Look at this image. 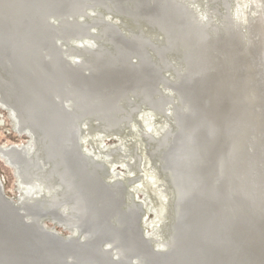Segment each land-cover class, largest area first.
<instances>
[{"label":"bare ground","instance_id":"bare-ground-1","mask_svg":"<svg viewBox=\"0 0 264 264\" xmlns=\"http://www.w3.org/2000/svg\"><path fill=\"white\" fill-rule=\"evenodd\" d=\"M52 1L53 4L51 6L55 7L57 10V12H54V14H58L62 17V19L59 20L61 22L60 26L58 24L56 27L51 26L53 22L49 24V20L52 19V15L49 16V11H44L42 14L39 13L42 11L41 9L43 7H48L45 0H37V2L36 0L0 1V44L10 46L12 51L17 52L18 54H23L24 56L26 53L23 51L32 47H35L36 52L33 58L27 57V61H22L20 58L17 59L18 57H15L13 59L14 61L0 62V100L2 102H6L7 106H11L12 108L10 110L14 111L15 114L18 113L19 129L25 130L26 133H30L31 135V139L29 140L28 144L12 142L0 145V155L5 160H7L11 166L17 169L20 176V182L24 186V189L26 190L27 188H30V191H27V198L21 199L23 202L20 209L15 208L11 202L5 201L0 196V228L5 227L3 232H6V234L9 227L13 231V235L10 236V238L0 236V264H51L52 262L56 264L57 261H60L61 264H79L82 261L86 262L88 260V262H95V264H126L128 262H126V256L124 257V254L128 247H131L132 249V246H126L125 242L130 240L132 242L134 241V246L136 248H133L132 252H134V249H136L139 251L141 250L139 253H147L146 248L149 246L148 245L145 248L146 245L144 244V241L147 242V240H144L145 238L140 239L136 235L135 238H132L128 234L129 230H133L136 234H138L136 228L137 225L132 218L133 214H137L138 206L130 204V208L128 209L130 211L127 210L125 213L120 212L121 209L124 210L129 204L126 201V193L123 182L121 181V178L120 180L110 179L109 181L105 179L107 175L112 173H115L114 175L116 177H120V174L119 172L113 171L114 166L110 167L108 172L106 169V162L110 161L106 160L108 156L105 159H99L96 152H93L91 149L85 150L86 152L82 150L80 136L82 132V126L84 125L83 123L81 124V121L83 119L92 120L93 116L97 114V112H100L102 116L101 118H97L96 122L100 125L101 130L108 132L118 128V124L120 122H117L118 116L117 118H104V111L106 112V109L111 107V101H104L110 85H112L113 88H121L122 90L120 91H123V89L127 86H131L134 78L133 76L136 75L135 72L138 73L139 70H141L140 72H143L147 65L148 68L151 66L153 70L156 71L160 69V65L159 62L155 60H144L142 57H140L137 62H131V60L125 61L123 51L121 49L115 51L114 47H108L105 43H101L99 46H94L93 44L92 46L91 43L93 42L91 41L90 44L78 43L79 45H73V47L69 45V47L71 46L75 52L84 50L85 52H91L90 55L94 54L91 57V60L87 59L90 57L89 56L86 57V59L83 58L85 60L82 61L76 58V60L73 59L71 61H63L62 54H65V51L63 52L62 49L61 51L56 48L55 40L63 39L68 41L74 36H76V38L81 37L84 32L87 31V27L90 30L94 24L101 22V19L105 18L102 12H96L97 15L93 17L94 24H90V21L82 18L88 7L93 5L95 7L100 6L105 10L108 9V11H115L114 8H117L121 11L128 8V5L130 6V1L132 0ZM150 1L152 3L151 5L149 3ZM184 1L138 0L135 5L138 8L140 6H147V9L149 10L148 12L158 9L157 12H164L166 19L168 18L173 20L172 18H184V15L186 14L185 10H190L188 4L193 6L191 1L188 4L186 3L187 0L185 2ZM220 1L221 0H219L218 3H220ZM196 2H198V0ZM209 2H211V0ZM250 2L252 9L251 15L245 16L243 14L241 4L240 9L235 10V17L233 18L234 22L229 28H227L226 25L225 27H217V29H219L221 33L226 36V38L228 37L227 40L232 42V45L229 49L231 51L230 56L226 58L219 56L224 45H222L220 41L212 39L209 31L206 30V32H204L201 29L198 34L196 33L197 35L195 34L196 36H189L191 34V25L206 26V23L212 22L211 13H208L207 17L196 18L197 20L193 23L189 25L178 26L176 29H172L174 25L168 22H165L161 26V30L167 35L168 38H171L170 36L174 35L176 36L174 38L178 40L180 39L182 41V48L180 51L181 54L178 63L188 66V70L185 74L180 70L181 72H176L177 74L172 80L174 83H180L181 88L179 89H182L181 91L183 101L182 104H179L180 113L178 112L179 115H176V120L178 123L179 121H183L180 124V128L183 131H180L181 133L178 132L177 141L174 144H171L168 141H165L167 138L165 129L163 134H161V137L157 139L158 143L162 142V148L158 152L159 146H157L155 150L158 153H166V159L175 168L173 180L175 183L177 182L176 187L177 191H179V195L175 197L177 212L176 216L174 217V224H172L170 243L171 247L173 246V250H175L173 256L178 255L181 257L180 254L184 253L187 256L186 261L188 264H218V260L220 258L219 255L222 254L224 257H230L227 252L234 253V251L232 252V250L228 248L225 242L222 240V234L212 232L205 226L200 229L199 233L193 232V229L195 228L193 220L196 219L195 214H200L203 210L200 200H202L204 197L216 198L215 204L218 209L216 210L217 212L215 211L216 213H213V218L210 217V220L213 223L221 224L224 227H226V224L232 227L238 226L247 230L251 229L252 231L254 227V231L257 234L264 232V223L260 225L255 223L257 225H253L252 227L251 221L248 220L249 218L243 217L240 214V211L231 210V208H234L233 203L235 202L233 195L230 198L227 195L224 196L220 190L217 191L215 182H212L209 185V182L206 180V178H204L205 171L203 172V170H201L202 167L200 165L197 166L195 171L192 170L194 161L200 157V146L203 148L207 147L206 145H209L213 139V136H210L208 140H200L201 136L199 126L201 124L202 116H198L196 114L197 111H194L196 110L195 107L197 106V94H199V91L192 94L191 89L193 88L194 84L196 82L200 83L206 79V76H209L215 71H217L216 73H219L225 70L226 73L229 74L243 72L241 70H236V68L240 65L242 69H246V63L244 64L243 61H248V63L251 64L259 61L258 63L260 70L256 71L255 73L249 72L246 75L248 82V87H246L248 91H250L249 89L253 90V84L258 78L262 86V90H264V0H250ZM25 3H29L30 9L27 8L26 11H22V8L24 9ZM214 6L216 7V5ZM181 7L184 10H179ZM93 9L94 8L92 7V10ZM209 11L211 10L209 9ZM254 11H257V13L254 14ZM202 13L201 15L205 14ZM221 15L224 18L230 17L228 14ZM252 17H255V20L257 21V24H254L256 25V29L254 28L253 30H251L249 25H247L249 19L251 20ZM170 20L169 22H173L175 24L176 21ZM221 20L225 19L221 18ZM251 21L253 22V20ZM103 22L106 23V27L102 31L106 30V33H109L107 38L108 41H111V36L114 35L108 30L110 29L114 32L115 29L118 32L117 34L120 36V39L124 43L128 42L127 45H119L124 51L127 52V54L137 50L141 42L145 43L146 40L152 41L153 39L152 36L150 37L152 39H148L149 37L146 34L143 35L141 33V36L138 37L136 35L137 31L134 30L131 31L129 35H124L123 32L120 33L121 30L117 25L110 24L111 22L107 23V19L103 20ZM238 25L240 26L239 28ZM213 26H216V24H213ZM139 28L140 27H138V29ZM102 31L100 32L102 33ZM258 32H260V36H256V33L259 35ZM204 33H207L208 35V44H206L201 49L199 47L193 49L198 44L203 43L206 38ZM246 34H248L249 37L246 36ZM56 36L59 37L55 38ZM256 37H259L257 40V45L262 47L254 45V47L259 49L256 50L258 51L257 56H255L256 58L253 55L251 57L252 60H249L248 58L244 59L243 57L246 55L248 56L250 47H252V42ZM116 40L119 41V39ZM108 41L106 40V42ZM234 45L240 46V48H242L240 51L242 50L243 52L238 53L237 51L236 54L235 51L234 53ZM167 47L168 46H163L164 49ZM198 48L200 51L195 53L199 50ZM104 50L109 53V56L105 54L106 52H104ZM51 51L56 52L57 54L55 55L54 53V57H52L50 53ZM48 54L51 56V58H53L52 61L47 60L49 59L46 58L49 57ZM162 57L165 58L164 56ZM92 58H95V61H93ZM144 61H149L150 64L148 63L145 65ZM191 61L196 62L192 65ZM226 61H231V66L229 68L219 70L222 68L219 66V64L224 66ZM132 67H134L132 72H128L129 70H127V68L131 69ZM211 70H213V72H211ZM169 72L173 73L171 71ZM147 91L149 90L147 89ZM212 91L214 92V90ZM248 91L245 94L246 100H243L245 105L247 103L246 107L251 105L254 107L258 106L259 108V104H254L252 99H250L251 96L249 95ZM161 93L164 94V92ZM161 93L159 94L161 95ZM144 95L145 94H142L140 98L141 102L144 98ZM194 95L197 96L195 97ZM112 99L114 98L112 97ZM118 100L116 101L118 102ZM15 101L18 105L15 103ZM68 102H71L70 105L67 104ZM141 102L139 101V103ZM237 102L240 105L241 101L237 100ZM171 105L172 104H170V106ZM113 109H115V107ZM252 111L253 109L251 110L250 114L247 110H245L243 113L235 114L236 120H238V123L242 126V128L234 130L227 136V139L229 140L236 139V144L233 145L232 143L233 148L230 150V153H234V156H238L239 152L243 156L245 154L248 155L249 151L254 148L249 140L254 138L252 133L257 130L256 126L258 127L259 124L258 121H256V113H253ZM197 113H200V111ZM124 115L125 114L123 112L120 116L124 117ZM243 121L244 124H241ZM21 124L23 125L22 127ZM96 129L94 128V130ZM171 130L172 129L170 128V131ZM172 131L174 133L175 130ZM164 141L166 143H164ZM248 141L249 144L247 145ZM84 142L86 141L84 140L82 144H85ZM108 155L110 156L111 153ZM43 161L50 163L48 166L49 168L46 167V164H44ZM183 161H190L191 166H186L187 164L185 162L183 163ZM225 164V162H222L217 174L222 173V176H224L225 171L227 170ZM125 167H128L130 170V164L126 163ZM256 169H259L258 165L254 166L251 172L252 174L259 177L257 174H255ZM199 178L202 182L199 181ZM54 180L61 186L59 192L55 191L57 186L56 183L53 182ZM228 183L227 186H231V183ZM210 186L214 187L212 192L207 190L210 189ZM32 189H37V191H33V193L31 192ZM45 191H48L49 194H43L42 197H39V194L45 193ZM259 200L261 199L259 198ZM123 205H126V207L122 208ZM115 208L117 210L116 220L114 217H109V213ZM121 213L125 215H121ZM31 214L33 215V219L30 222L25 221V217ZM46 217L52 218V221L62 225L63 227H70V230L74 236L63 238L59 235L60 232L57 230L53 232L46 230L47 224H45L44 221V218ZM6 222H8V224ZM16 222L18 225L27 223L29 226L19 227L16 225ZM192 240H199L203 245L190 244V241ZM104 242L107 243V248L103 247ZM141 243V247L138 248ZM35 244L47 245L48 249L46 250L48 252L40 248L34 250L29 248L36 246ZM130 244L132 245V243ZM12 247H16L21 254L13 251L14 249ZM111 247L114 248L113 251L116 250L115 252L117 253V259H113L111 257ZM151 252L148 251V254H151V256L150 260L146 261L145 259L146 263L140 259L144 264L156 263L157 259L154 258V255H152L153 252ZM237 252H241V250L238 249ZM154 253L157 255L158 253L162 252ZM64 255L68 256L67 262H65L66 259L64 260ZM127 256L129 257V255ZM173 256L169 254L162 256L163 258L158 260V262L160 261L158 264H173L171 261ZM243 256L244 254H236V258L234 260H237V263L248 264L249 261H242L239 259ZM134 260L132 261V264H142V262H139V258L136 257V255H134ZM236 262L228 260L226 263L222 264H235ZM258 263L261 264L263 262L258 261Z\"/></svg>","mask_w":264,"mask_h":264},{"label":"rangeland","instance_id":"rangeland-1","mask_svg":"<svg viewBox=\"0 0 264 264\" xmlns=\"http://www.w3.org/2000/svg\"><path fill=\"white\" fill-rule=\"evenodd\" d=\"M0 1H4V0H0ZM45 1L47 2L48 7H46V8L43 7L41 9L42 11H40L39 13L42 14V13H44V11H49V13H50L49 16L52 15L51 16L52 19L49 20V24H51L53 22L51 26L56 27V25L58 26V24L60 26L61 22L59 20L62 19V17L59 16L58 14H54V12L56 13L57 10L55 7L51 6L53 4V1L52 0H45ZM133 1L135 2L136 0L130 1L131 4L129 3L130 6L128 5V8H130V9L126 8V9L121 10V11L117 8H114L115 11L113 9H112L113 11H108V9L105 10L100 6L95 7V6L91 5V7H88L86 9V13L83 14L82 18L90 21L91 22L90 24H92V25L94 24L93 17H95L97 15L96 12L97 13L102 12L104 14L105 18L101 19L102 20V21L100 20L101 22L94 24L93 25L94 27L92 26L93 28L91 27L90 30L87 27V31L84 32V34L81 37L76 38V36H74L68 41H65L63 39L55 40V44H56V48H58L59 50L62 49L63 52L65 51L64 52L65 54H62L63 55L62 56L63 61H68V60L71 61L75 58L82 61V60H85L86 57H89V56L90 57L87 59L91 60V57L94 54L90 55L91 52L90 53L85 52L84 50H81L80 52H75V50H73V48H71V46L73 47V45H79L82 43L90 44L91 42H93V43H91L92 46H93V44H94V46H99L101 43L102 44L105 43L108 47H112L110 43L114 44L113 46L115 47L114 48L115 51H117L118 49H121L123 51L125 61L131 60V62H133V61L137 62L138 59L140 57H142L144 60L152 59L150 61L155 60V61L159 62V65H160L159 70L154 71L153 68L151 66H149V68L152 70L151 71L147 65V67L143 70V72H140L141 70H139L138 73L135 72L136 75L133 76L134 77L133 82H132L131 86L129 85L130 88H129V86H127L126 87L127 89L124 88L123 91H120V90H122L121 88L120 89L117 87L113 88V86L110 85L108 90H110L111 92L107 90V94L105 93L107 96L105 97L104 101H107V102L111 101V104H110L111 107L106 109V112L104 111V116H105L104 118L105 119H109V118H113V117L117 118V116H118L117 122L120 121L118 124L119 125L118 128H115L114 130H111L108 132L101 130L100 125L96 122L97 118H99V117L101 118V116H102L100 112H97V114H95L93 116L92 120L91 119H83L81 121V124L83 123V125H84V126H82V132H81V136H80L81 137L80 140H81L82 150L85 151V150L91 149L93 152H96L97 157L99 159H105L107 156L111 157V158L107 157L108 159L106 158V160H110V161L106 162V169L109 172L110 167L114 166L113 171L119 172V174H120L119 175L120 177H118V176L116 177L114 175L115 173H112L110 175H107V177H105V179L107 181H109L110 179L120 180V178H121V181L123 182V185L125 188V193H126V201L129 203L128 204L129 207H128V205H127V207H126V205L125 206L123 205L122 208H125V207L126 208L124 210L121 209L120 212H122V213L127 212V210L130 208V204L138 206L137 214L132 215L133 216L132 218H133L135 224L137 225L136 228H137L138 234H136L135 231H133V230H129L128 234L132 238H135V235L138 236L140 239L145 238L144 240H147V242L144 241V244L146 245L145 248L148 245L149 246L146 248L147 253L146 252L139 253L141 250L139 251L136 249H134V252H132L133 248H136L134 246V241L133 242L131 240L127 241V242H125L126 246H132V249H131V247H128V249L126 247L127 251L125 252L124 257L126 256L125 260H126V262H128L126 264H132V261L134 260V255H136V257L139 258V262H142V264H144V263H146L147 260H150L151 254H148V251H150V252L152 251L153 252L152 255H154L155 257L159 256L158 252H163V251L165 252L168 249L169 243L171 242V240H170V235H171V230H172L171 227H172V224L174 222V217L176 216V212H177L176 204H175V208H174V203L176 200L175 197H177V195H179V191H177V187H176L177 182L175 183L173 180V173H175V170H174L175 168L166 159V156H167L166 153H163V152L158 153L160 151V149L162 148V144H161L162 142L158 143L157 139L159 137H161V134H163V132L166 129L165 134H166L167 138L165 139V141L166 142L168 141L169 143L174 144L178 139V132L181 133L180 131H183L180 128V124L183 121H179V123H178L176 120V117H177L176 115H179L178 112L180 113L179 104H182V101H183V96H182V91H181L182 89L181 90L179 89V88H181L180 83H174L172 80L175 77V75L177 74L176 72L183 71L182 73L185 74L188 70L187 65H184L182 63L181 64L178 63L179 58H180V54H181L180 51L182 48V41L180 39L178 40V39L174 38V37H176L174 35L170 36L171 38H168L167 35L161 30V26L165 22H168V23H170V24L172 23L174 25V27L172 29H176L178 26L189 25V24L193 23L194 21L197 20L196 18L207 17L208 13H211L212 14V22L206 23V26L191 25V31H190L191 34L189 36H194L196 33L198 34V32L201 29L204 32H206V30L209 31L211 36H212V39L218 40V41H220V43L222 45H224V47L221 49V53L219 54V56L222 58H224V57L226 58V57L230 56L231 51L229 49H230V46L232 45L231 44L232 42L228 41L227 40L228 37L226 38V36L223 35L221 33V31L219 29H217V27H225V25H226L227 28H229L232 25V23L234 22L233 18L235 17V10L240 9L241 4H242V12L245 16L251 15L252 9H251L250 0H235V1L234 0H221L220 3H218L219 0H211V2H209L210 0H198V2H196L197 0H187V1L185 0L187 4L191 1L192 2L191 4L193 5V6H191L188 4L189 9L191 11L185 10L186 11V14L184 15L185 19L184 18H182V19L172 18L173 20H170L167 18L168 19V21H167L166 15L164 14L163 11L157 12L158 11V9H157L155 11L153 10L152 12H148L149 10L147 9V6H145V7L140 6L138 8L135 5L138 0L135 3ZM36 2H37V0H36ZM149 3H150V5L152 4L151 1ZM47 5H45V6H47ZM214 5H216V7ZM92 7L94 8L93 10H92ZM223 7H224V9H223ZM27 8H29V3H25L24 9L22 8V11L23 10L26 11ZM132 8L133 9L136 8V9H134L135 11ZM180 9H183V8L181 7V8H179V10ZM209 9L211 11H209ZM212 9H213V11H212ZM216 9H218V10H216ZM92 11H93V14H92ZM244 11H246V12H244ZM121 12H122V14H121ZM187 12H188V16H187ZM201 13L202 14L205 13V14L201 15ZM256 13H257V11H254V14H256ZM221 14H223V15L228 14V16H230L232 20L230 19V17H228V18L222 17ZM85 15H87V16H85ZM142 15H143V17H142ZM221 18L225 19V20H221ZM69 19L72 20L71 18H69ZM79 19H80V17H79ZM105 19H107V21H108L107 23L111 22L110 24L117 25L121 30L120 33L123 32L124 35H129V33L134 30V31H137L136 35L138 37H140L141 34H143V35L146 34L149 37L148 39H152V38H150L151 36L153 37V39H152V41H148L145 39L146 42L145 43L141 42L137 50L127 54V52L124 51L122 49V47L119 45H127L128 42L124 43L120 39V36H118V34H117L118 32L115 29L113 32L112 30H110L107 27L109 30L107 28L106 29L110 33L112 32L114 34L111 36L112 42L110 40L108 41L107 38H108L109 33H106V30L102 31L106 27V25H105L106 23L103 22V20H105ZM136 20H138V21H136ZM169 20L170 21H176V22L174 24L173 22H169ZM247 20H248V18H247ZM251 20H253V22ZM251 20L249 19V22L247 23V25H249L251 27V30H253L254 28L256 29V25H254V24H257L255 17H252ZM139 22H140V24H139ZM213 24H216V26H213ZM239 25H238V28L240 27ZM101 26H102V28H101ZM142 26H143V28H142ZM148 26H150V27H148ZM138 27H140V28L138 29ZM88 30L91 32H89ZM100 31H102L103 35ZM157 31H158V33H157ZM258 33H259V35H257V33H256V36H260V32H258ZM204 34H205L206 38L203 41V43L198 44L193 49H195L197 47H199L201 49L206 44H208V42H207L208 35H207V33H204ZM93 35H95L97 37H95ZM246 36L249 37L248 34H246ZM58 37L59 36H56L55 38H58ZM258 38L259 37H256L255 40H253L252 47H250V52H248L249 53L248 56L246 55L245 57H243L244 59L248 58L249 60L250 59L252 60L251 57L253 55H254V57L257 56L258 51H256V50H259V49L254 47V45L258 46V47H262V46L257 45ZM91 39H93V40H91ZM105 39L108 42H106ZM116 39H119V41ZM69 45H71V46L69 47ZM163 46L164 47L168 46V47L164 49ZM234 47H235L234 53H235V51H236V54H237V51H238V53L243 52L242 50L240 51V49H242V48H240V46L234 45ZM200 49L195 53H198L200 51ZM247 50H249V49H247ZM147 51H149V52H147ZM23 52L26 53L25 56L23 54H18L17 52L12 51L10 46L0 44V62L1 61H14L13 59L15 57H18L17 59L20 58L22 61H27V59H28L27 57L33 58L34 54L36 53L35 47L27 49ZM104 52H106V50H104ZM50 53H51L52 57H54V53H55V55L57 54L56 52H52V51ZM107 53L108 52H106L105 54L107 56H109V53L108 54ZM153 54H154V56H153ZM48 55H46V56H48ZM12 56H13V58H12ZM162 56H164L165 58H163ZM235 57H236V55H235ZM46 58H49L47 60H51V61L53 59V58H51L50 55H49V57H46ZM83 58H85V59H83ZM255 58H254V60L256 61ZM92 59H93V61H95V58H92ZM144 62H145V65L148 63L150 64L149 61H144ZM195 62L196 61H191V64L193 65ZM258 62L256 61L255 63L251 64V63H248V61H243L244 64L246 63V69H242L241 65H240L239 67L236 68V70H241L243 72H238L236 74L235 73L234 74L226 73L225 70L221 71L219 73H216L217 71L213 72V70H211V72H213V73L210 72L211 74L209 76H206L205 77L206 79H204L200 83L196 82L194 84L193 88L191 89L192 94L199 91V94H197L198 96L194 95L195 97L197 96V98H196L197 106L195 107L196 110H194V111L195 112L200 111V113L196 112V114L198 116H202L201 117V124L199 126L200 136H201L200 140L201 139H203V140L207 139L208 140L210 138V136H213L211 143L209 145H206L207 147L203 148L202 146H200V157L194 161V165H193L192 170L195 171V169H197V166L200 165L202 167V169L200 166H199V168L201 170H203V172L205 171L204 172V178H206V180L209 182V185L212 182L213 183L215 182L217 191L220 190L224 196L227 195L230 198L233 195L235 202L233 203L234 208H231V210L232 211H240V214L243 217L249 218L248 220L251 221L252 227H253V225L254 226L257 225L255 223H258L259 225L264 223V211H263L264 210V207H263L264 206V201H263L264 200V155H263L264 154V90H262V86H261V84L257 78L256 79L257 82L255 81L253 84V88L255 90L249 89L250 91H248V89H247L248 82L246 79L247 78L246 75L249 72L255 73L256 71L260 70ZM216 64H217V62H216ZM219 66L222 67L219 70L229 68L231 66V61H226L224 66L221 64H219ZM133 69H134V67H132L131 69L127 68V70H129L128 72H132ZM169 71H171L173 73H170ZM144 78H145V80H144ZM136 81H138V82H136ZM135 87H136V90H135ZM147 89L150 91V93H149V91H147ZM212 90H214V92ZM247 91H248L249 95L251 96L250 99H252L254 104H256V103L259 104V108H258V106L254 107L251 105H249V107H246L247 103L245 105L243 100H246L245 94ZM117 92H119V93H117ZM157 92H159V93L164 92V94L161 93V95H160ZM127 93H129V94H127ZM114 94H116V95H114ZM142 94H145V95H144V98L142 99V102H141L140 98H141ZM111 96L114 99H112ZM200 99H201V101H200ZM116 100H118V102ZM237 100L241 101L240 105L238 104ZM136 101H137V103H136ZM139 101L141 103H139ZM202 102H203V104H202ZM15 103H16V101H15ZM70 103L71 102H68L67 104L70 105ZM166 104H167V106H166ZM170 104H172V105L170 106ZM198 105H199V107H198ZM262 105H263V107H262ZM113 106L115 107V109H113L114 108ZM11 108H12L11 106L10 107L7 106L6 102H2L0 100V145H2L4 143H12V142H20V143L28 144L29 140L31 139V135H30V133H26L25 130L19 129V127H18L19 126L18 125L19 124L18 123V117H19L18 113L15 114L14 111L10 110ZM252 109H253L252 112L256 113V116H257L256 121H258V124H259L258 127L256 126L257 130H255V132L252 133L254 135V138H251V139L248 138V139H250L249 141L252 143V146L254 148H252L249 151L248 155L245 154L243 156L238 151L239 152L238 156H234V153H230V150L233 148L232 146L234 144H236V139L235 140H232V139L229 140V139H227V136H228V134L232 133L234 130L242 128V126L238 123V120H236L235 114L243 113L245 110H247L250 114ZM107 110H109V111H107ZM123 112L125 114L124 117L120 116ZM119 113H121V114H119ZM131 115H132V117H131ZM194 115H195V113H194ZM130 117H131V119H130ZM184 117H186V116H184ZM119 118H122V119H119ZM88 120H89V122H88ZM127 120H129V121H127ZM85 121H86V123H85ZM241 124H244V121ZM86 125H88V126H86ZM93 125H94V127H93ZM22 126L23 125L21 124V127ZM169 127L172 130H175L174 133L172 130L170 131ZM88 128H90V129H88ZM94 128L95 129L97 128V129L94 130ZM89 133H91V134H89ZM169 136H170V138H169ZM91 139H93V140H91ZM84 140L86 142H84L85 144H82ZM165 141H164V143H166ZM239 141H240V139H239ZM249 141H248L247 145L249 144ZM230 142H231V144H230ZM87 143H89V144H87ZM232 143H233V145H232ZM88 145H89V147H88ZM102 145H104V146H102ZM118 146H120V147H118ZM157 146H159L158 152L155 151ZM120 148L121 149L123 148V149L121 150ZM118 149H119V151H118ZM109 153H111L110 156L108 155ZM134 155H136V156H134ZM237 157H239V158H237ZM241 157H242V159H241ZM138 159H139V161H138ZM184 162L187 164L186 166H188V167L191 166L190 161L189 162L183 161V163ZM222 162H225L226 163L225 165L227 167V170L225 171L224 176H222V173L217 174L218 170L221 167ZM43 163L46 164L47 168H49L48 167L50 165L49 162L43 161ZM47 163H48V165H47ZM126 163L130 164V170L128 167H125ZM133 164H135V165H133ZM253 165L254 166L258 165L259 169L255 170V174H257L259 177L252 174V172H251V170H253V168H254ZM133 166H135V167H133ZM136 166L139 168V170ZM213 169L215 170L216 173L214 172ZM234 173H235V175H234ZM217 176H218V178H217ZM237 176H238V178H237ZM217 180H218V182H217ZM199 181H201L200 178H199ZM53 182L56 183L55 180ZM228 182L231 183V186H227ZM56 186L58 189L56 188L55 191L59 192V189H61V186L58 183H56ZM27 189L25 190L24 186L21 184L20 176L18 174L17 169L15 167L11 166L9 164V162L7 160H5L0 155V194L2 196H4L7 201L11 202L15 208L20 209L21 204L23 202V200H21V199L22 198L26 199L27 194H28L27 191H30V188H27ZM213 189H214V187L210 186V189H207V190L212 192ZM33 191H37V189L36 190L32 189L31 192H33ZM217 191H215V192H217ZM43 194L48 195L49 192L45 191V193H40L39 197H42ZM255 198H256V200H255ZM259 198L261 200H259ZM215 200H216V198H212V197H210V198L204 197L202 200H200L203 210L200 214H195L196 219L193 220V224L195 225L193 232L199 233L200 229L205 226L206 228H208L212 232H217L219 234H222V238H223L222 240L225 242L226 246L228 248H230L232 250V252L234 251V253L227 252L230 255V257H227V259L232 257V259H230V260H232L233 262L237 261V260H234L236 258V254H244V256L242 258H240V260L249 261L248 264H259L258 261H261V262H263L261 264H264V232L257 234L254 231V227H253V231H252L251 229L247 230L245 228H241L238 226L232 227V226H228L226 224V227H224L221 224L213 223L210 220V217L213 218V216H214L213 213L218 209L216 204H215ZM124 201H125V199H124ZM243 209H245V210H243ZM128 211H130V210H128ZM122 213H121V215H125ZM260 213H261V215H260ZM112 214H113V216H112ZM109 217H111V218L114 217V219L116 220V217H117L116 208L113 209L109 213ZM32 219H33L32 214L27 215V217H25V221L30 222ZM44 221H45V224H47L46 230H49L51 232L57 230L58 232H60L59 235L63 238H68L70 236H74L70 230V227H63L62 225L52 221V218H49V217L44 218ZM263 227H264V225H263ZM81 236H83V235H81ZM192 241H190V244L203 245L202 242L199 240H196V241L192 240ZM119 242H121V241H119ZM130 243H132V245ZM106 244L107 243L104 242L103 247L107 248L108 245L106 246ZM241 244H243V245H241ZM141 245H142V243L139 246L137 245L138 248H140ZM166 245H167V247H166ZM170 245H171V243H170ZM113 249L114 248L111 247L110 255L112 254L111 257L113 259H117L116 258L117 253L115 252L116 250L113 251ZM238 249L241 250V252H237ZM154 252H157L158 254L156 255ZM143 254H144V256H143ZM127 255H129V257ZM180 255H181V257L178 255H175L172 257L171 261L173 262V264H177V263L178 264L179 263L180 264L181 263L188 264L186 261L187 256L184 253H181ZM205 255H206V253H205ZM131 256H132V259H131ZM65 259L68 260V256L64 255V260ZM140 259L143 261H145V259H146V261L143 263V261H141ZM175 260H176V262H175ZM88 261H86V262L82 261L79 264H93V263L95 264V262L91 263ZM65 262H67V261H65ZM51 264H54V262H52ZM56 264H61V262L57 261ZM235 264H243V263H237L236 262Z\"/></svg>","mask_w":264,"mask_h":264},{"label":"water","instance_id":"water-1","mask_svg":"<svg viewBox=\"0 0 264 264\" xmlns=\"http://www.w3.org/2000/svg\"><path fill=\"white\" fill-rule=\"evenodd\" d=\"M111 44V46L112 47H114L113 45L114 44H112V43H110ZM115 48V47H114ZM83 55V54H82ZM0 196L2 197V199H4V200H6L5 199V197L4 196H2L1 194H0ZM7 201V200H6ZM12 204V203H11ZM174 208H175V203H174ZM25 222V221H24ZM7 224H8V222H6ZM174 224V223H173ZM16 225L17 226H23V227H28L29 226V224H20V225H18L17 224V222H16ZM4 228L5 227H2V228H0V236H2V237H8V238H10V236H12L13 235V231H12V229L9 227L8 228V231H7V234H6V232H3V230H4ZM172 228V227H171ZM12 238V237H11ZM36 246H33V247H29V248H32L33 250L34 249H42V250H45L46 252H48L46 249H48L47 247V245H42V244H35ZM14 250L13 251H16L18 254H21L20 253V251L16 248V247H12ZM39 252V251H38ZM174 252H175V250H173V246L171 247V245H168V249L164 252H162V253H159V256H154V258L155 259H157L156 260V263L155 264H158L159 262H158V260H160V259H162L163 257L162 256H165L166 254H169V255H172L173 256V254H174ZM36 254V253H35ZM11 255V254H10ZM220 256V258H219V260H218V264L220 263V264H222V263H226V261H228V260H230V259H232V257L231 258H229V259H227V257H224V256H222V254L221 255H219ZM159 257H161V258H159ZM171 258V257H170ZM240 259V258H239ZM67 261V260H66ZM223 261H225V262H223ZM176 262V261H175ZM166 263V262H165Z\"/></svg>","mask_w":264,"mask_h":264}]
</instances>
